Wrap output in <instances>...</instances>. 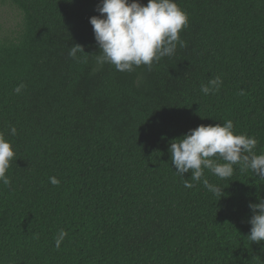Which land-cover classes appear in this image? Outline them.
I'll use <instances>...</instances> for the list:
<instances>
[{"label": "trees", "instance_id": "trees-1", "mask_svg": "<svg viewBox=\"0 0 264 264\" xmlns=\"http://www.w3.org/2000/svg\"><path fill=\"white\" fill-rule=\"evenodd\" d=\"M1 1L21 21L0 29V132L15 152L0 184V264H264V241L248 236L264 178L205 169L219 197L178 175L169 152L189 129L232 120L264 153V0H176L186 46L133 72L96 62L100 0ZM217 75L219 91L203 94Z\"/></svg>", "mask_w": 264, "mask_h": 264}, {"label": "clouds", "instance_id": "clouds-1", "mask_svg": "<svg viewBox=\"0 0 264 264\" xmlns=\"http://www.w3.org/2000/svg\"><path fill=\"white\" fill-rule=\"evenodd\" d=\"M99 15L89 18L93 27L95 41L99 48L95 56L99 65H113L117 71L133 72L140 66L149 71L164 57H172L177 46L183 48L186 42L180 38V32L188 26V14L179 7L176 0H100L97 5ZM78 53H85L80 44L70 46V58L79 59ZM222 85L221 76L217 75L201 85L205 95L214 94ZM25 88L23 83L14 89L17 95ZM243 95V90L240 92ZM15 126L10 128V135H16ZM258 140L246 133L236 134L232 120L223 123L199 125L189 129L179 139L170 143L171 162L178 175L184 177L191 172L192 181L203 182L213 194L222 196L223 189L204 178V170L225 179L234 174V165L251 169L257 176L264 178V153L257 155L253 150ZM218 158V159H217ZM15 159L11 142L0 132V184L10 186V177L6 174ZM222 159L224 163L218 162ZM53 185H59L55 176L49 177ZM186 188L193 183L184 181ZM259 203H250L252 211L249 223V237L252 242L264 241V198L258 197ZM68 235L64 229L55 237V246L59 248Z\"/></svg>", "mask_w": 264, "mask_h": 264}, {"label": "rangeland", "instance_id": "rangeland-1", "mask_svg": "<svg viewBox=\"0 0 264 264\" xmlns=\"http://www.w3.org/2000/svg\"><path fill=\"white\" fill-rule=\"evenodd\" d=\"M21 21L19 11L8 3L0 0V29L9 31L18 27Z\"/></svg>", "mask_w": 264, "mask_h": 264}]
</instances>
